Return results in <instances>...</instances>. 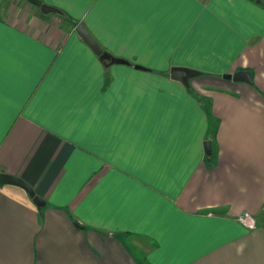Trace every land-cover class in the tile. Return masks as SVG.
I'll use <instances>...</instances> for the list:
<instances>
[{"label":"crops","instance_id":"0c3cea01","mask_svg":"<svg viewBox=\"0 0 264 264\" xmlns=\"http://www.w3.org/2000/svg\"><path fill=\"white\" fill-rule=\"evenodd\" d=\"M39 1L0 9V172L45 204L0 186V264H264V0Z\"/></svg>","mask_w":264,"mask_h":264},{"label":"water","instance_id":"95a60500","mask_svg":"<svg viewBox=\"0 0 264 264\" xmlns=\"http://www.w3.org/2000/svg\"><path fill=\"white\" fill-rule=\"evenodd\" d=\"M29 4L39 8L40 12L44 15L47 16L49 14H55L59 15L62 18H67L65 13L58 8H55L53 6H50L45 3H41L39 0H26ZM76 32L79 34V36L82 38V40L93 50V52L97 55H99L100 61L105 65V66H111L113 64H123V65H129V63L126 60L123 59H117L112 57L106 52H102L99 45L91 38L89 35L85 25L83 23H80L76 27ZM136 68H139L136 66ZM141 69V68H140ZM201 73L195 70L187 69V68H178V67H173L170 70V78L174 81H177L181 83L185 87H190V82L200 76ZM223 79L225 80H231L233 82H242V83H247L251 84V76L250 73L247 71H239L235 72L234 74H224L222 76ZM205 146V154L207 158L211 157L212 151H211V144L209 141H205L204 143ZM0 186H15L19 187L22 190H24L29 197L32 199L33 203L37 207H42L44 206V202L37 196H35L32 188L28 186L24 181L15 178L13 176L4 174L0 172ZM74 225L77 228H80L79 224L77 222H74Z\"/></svg>","mask_w":264,"mask_h":264},{"label":"rangeland","instance_id":"374dc122","mask_svg":"<svg viewBox=\"0 0 264 264\" xmlns=\"http://www.w3.org/2000/svg\"><path fill=\"white\" fill-rule=\"evenodd\" d=\"M31 5L26 0H0V9L2 11H15L18 14H32ZM8 13V12H7ZM59 21L55 18L51 19L50 24H57Z\"/></svg>","mask_w":264,"mask_h":264},{"label":"built area","instance_id":"2783aa9c","mask_svg":"<svg viewBox=\"0 0 264 264\" xmlns=\"http://www.w3.org/2000/svg\"><path fill=\"white\" fill-rule=\"evenodd\" d=\"M241 221L249 227H252L254 225V220L250 217H243Z\"/></svg>","mask_w":264,"mask_h":264}]
</instances>
